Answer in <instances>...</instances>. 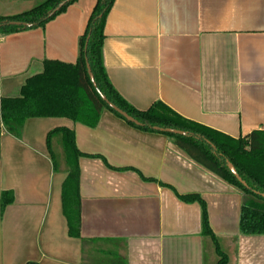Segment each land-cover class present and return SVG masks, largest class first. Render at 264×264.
<instances>
[{"label":"crops","instance_id":"obj_1","mask_svg":"<svg viewBox=\"0 0 264 264\" xmlns=\"http://www.w3.org/2000/svg\"><path fill=\"white\" fill-rule=\"evenodd\" d=\"M96 0H75L44 26L0 35V99L17 98L45 61L75 64ZM36 1L0 0V17ZM101 49L107 78L130 106L160 102L233 139L264 130V0H114ZM73 134L80 238L63 213ZM58 153V154H56ZM4 195L6 204L1 208ZM227 264H264V236H243L242 192L166 136L108 111L88 128L33 118L18 137L0 119V264H217L201 205Z\"/></svg>","mask_w":264,"mask_h":264},{"label":"trees","instance_id":"obj_2","mask_svg":"<svg viewBox=\"0 0 264 264\" xmlns=\"http://www.w3.org/2000/svg\"><path fill=\"white\" fill-rule=\"evenodd\" d=\"M36 1L38 5L30 11L11 17H0V24L20 22L32 24L33 28L44 26L47 22L64 12L75 0L63 6L52 16L49 13L63 0H11ZM114 0H96L82 37L79 40V57L75 64L45 61L43 72L29 78L17 98L0 99V119L5 131L18 137L24 122L33 118H67L88 128H94L103 111H108L124 121L128 126L141 132L156 133L168 137L192 161L202 166L218 178L238 188L243 194L239 220V232L243 236H264V130L233 139L227 135L185 120L160 102L153 103L147 110L139 111L123 100L111 86L102 64L101 49L104 40V23ZM29 28L3 25L0 35L14 34ZM86 61L93 75L96 89L92 86ZM138 121L141 126L126 122L101 101L98 93ZM175 129L192 134L186 138L160 133L152 128ZM60 133L69 167L63 185V213L67 220L68 234L80 238V199L78 194V167L76 160L82 156L75 147L73 134L66 129H56L47 137ZM208 143V144H207ZM214 147V150L211 148ZM226 162L232 164L239 177L247 185L244 188L229 172ZM258 193V194H257ZM186 202L198 201L201 205L202 234L214 244L219 258L217 264H227L212 235L205 204L196 197L185 198ZM4 195L1 208L6 204Z\"/></svg>","mask_w":264,"mask_h":264},{"label":"water","instance_id":"obj_3","mask_svg":"<svg viewBox=\"0 0 264 264\" xmlns=\"http://www.w3.org/2000/svg\"><path fill=\"white\" fill-rule=\"evenodd\" d=\"M72 0H63L62 2H60L50 13H49V17L54 15L56 12H58L63 6H65L66 4H68L69 2H71ZM3 25H10V26H15V27H23V28H32L33 25L32 24H27V23H20V22H8L5 24H0V27ZM86 70H87V74L89 77V80L92 84V86L94 87V89H96V84L94 82V78L93 75L90 71V67L86 61ZM100 99L102 102H104L106 104V106L112 110L114 113H116L117 115H119L121 118H123L126 122L131 123L135 126H141L140 123L138 121H136L135 119H133L131 116H129L127 113H125L124 111L120 110L119 108H117L115 105H113L112 103H110L105 96H103L101 93H99L97 91ZM154 131L160 132V133H165V134H171V135H175V136H181V137H186V138H195L199 140V137H195L192 134H189L187 132H183V131H179V130H175V129H164V128H158V127H153L152 128ZM208 144V143H207ZM211 148L214 150V147L211 146ZM226 166L227 169L229 170V172L231 173V175L244 187L247 188V185L244 181H242V179L239 177V175L237 174L235 168L232 166L231 163L226 162ZM258 194V193H257ZM262 199H264V194H258Z\"/></svg>","mask_w":264,"mask_h":264},{"label":"rangeland","instance_id":"obj_4","mask_svg":"<svg viewBox=\"0 0 264 264\" xmlns=\"http://www.w3.org/2000/svg\"><path fill=\"white\" fill-rule=\"evenodd\" d=\"M56 154H58V153H56Z\"/></svg>","mask_w":264,"mask_h":264}]
</instances>
